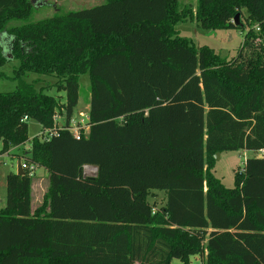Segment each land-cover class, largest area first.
Returning <instances> with one entry per match:
<instances>
[{
    "label": "trees",
    "instance_id": "obj_1",
    "mask_svg": "<svg viewBox=\"0 0 264 264\" xmlns=\"http://www.w3.org/2000/svg\"><path fill=\"white\" fill-rule=\"evenodd\" d=\"M196 1L208 30L242 29L232 20L246 8L258 33L245 41L262 43L232 61L196 49L178 36L192 17L178 0H104L12 30L29 0H0V39L19 62L15 89L0 92V155L28 141L29 120L51 129L59 110L68 124L79 76L90 80L87 134L76 140L65 124L26 153L48 171L43 204L32 210L26 174L6 176L0 264H189L203 251L205 264H264V158L247 159L234 188L212 173L216 153L264 150V0ZM28 73L61 78L64 103Z\"/></svg>",
    "mask_w": 264,
    "mask_h": 264
},
{
    "label": "rangeland",
    "instance_id": "obj_2",
    "mask_svg": "<svg viewBox=\"0 0 264 264\" xmlns=\"http://www.w3.org/2000/svg\"><path fill=\"white\" fill-rule=\"evenodd\" d=\"M104 0H29L30 9L26 19H12L6 24V29L12 30L22 25L35 24L40 21L48 20L56 16L66 15L70 11L87 9L96 5L102 4ZM179 9L192 10V17L179 23L176 26L178 36L184 38L193 45L196 49L202 46L211 48L215 54L225 61L236 60L239 52L244 49H250V45H258L262 43V37H248L245 41V36L249 33H258L256 25L248 19L249 14L246 8H241L239 12V21L242 24V29H216L208 30L201 27L195 20L196 0H178ZM234 19L232 20V22ZM234 24V23H233ZM235 25V24H234ZM5 31V30H4ZM1 43L4 51H7V36H1ZM7 53V52H6ZM245 53V52H244ZM18 60H10L0 67V92H10L16 87L14 70L18 67ZM23 80L29 83H34L36 87H42L44 93L53 97L58 105L65 101V93L58 91L56 84L61 81V78L55 76H45L33 73H28L23 77ZM90 101V80L87 74L79 76V100L75 107L72 116L77 121H85L89 112ZM56 122L65 123V114L62 111L56 110L54 114ZM73 119V120H74ZM82 124L79 123V126ZM46 130V129H45ZM44 130V131H45ZM42 127L37 121L29 120L27 128L28 141L22 146L11 147L3 155H0V209L5 207L6 202V176L10 172L17 170V163L24 158H27L31 140L41 135ZM260 152L255 151H238L222 153L220 158L215 160L213 175L220 180L226 188H234L235 173L243 169L245 161L249 158H259ZM261 155V154H260ZM264 155V154H262ZM264 157V156H263ZM96 168L91 166L84 167L85 176H95ZM31 179V206L32 210L40 207L45 199L48 188V171L42 167H37ZM148 202L154 207L161 205L164 201V196L161 193L150 192ZM154 201V202H153ZM205 243V242H204ZM206 252L190 257L189 264H205ZM172 264H182L178 260H174Z\"/></svg>",
    "mask_w": 264,
    "mask_h": 264
},
{
    "label": "built area",
    "instance_id": "obj_3",
    "mask_svg": "<svg viewBox=\"0 0 264 264\" xmlns=\"http://www.w3.org/2000/svg\"><path fill=\"white\" fill-rule=\"evenodd\" d=\"M52 119L54 123L53 127L51 129H46L45 131L43 130L41 133L42 139L44 140H49L51 137L58 135L59 130L62 129L63 126L66 124V122L63 125L60 122L57 123L55 115L53 116ZM73 119L74 118L71 117V119L69 120V123L66 124V127H64L63 129L68 130L69 133H71V135L76 140H80L82 135H86L88 132V129H89V126L87 124L88 116L85 118V121H81V122L77 121L76 119L74 120ZM26 120L27 118L23 117L22 121H26ZM79 123H81L82 125L79 126ZM19 162H20V166L24 174H26L29 178H32L38 166L34 163L29 162L27 158H24L23 160H20ZM153 211H155V209H153Z\"/></svg>",
    "mask_w": 264,
    "mask_h": 264
},
{
    "label": "water",
    "instance_id": "obj_4",
    "mask_svg": "<svg viewBox=\"0 0 264 264\" xmlns=\"http://www.w3.org/2000/svg\"><path fill=\"white\" fill-rule=\"evenodd\" d=\"M233 23H234L236 26H241V25H242V24L240 23V21H239V14L235 15ZM9 48H10V47L7 46V51H6L7 53L4 51V53L6 54V57H7V60H8V61L13 60V57H12V55L10 54V49H9ZM214 158H215V160H216V159L218 160V159L220 158V154H219V153H216V154L214 155ZM16 174L19 175V176H23V175H24V172L22 171L21 166H20V162L17 163Z\"/></svg>",
    "mask_w": 264,
    "mask_h": 264
},
{
    "label": "crops",
    "instance_id": "obj_5",
    "mask_svg": "<svg viewBox=\"0 0 264 264\" xmlns=\"http://www.w3.org/2000/svg\"><path fill=\"white\" fill-rule=\"evenodd\" d=\"M77 105H78V104H77ZM87 116H88V114H87ZM260 154H261V155H260ZM260 154L258 155V157H259V158H264V157H263L264 155H262V154H264V150H263V151H260ZM220 156H221V154H220ZM88 177H93V176H88ZM152 193H157V194H158V193H161V194H163V196H164V201H163V203H161V205H159V206L157 205V206H155V207H154L151 203H150V204H151L154 208H159V207L163 206V205L165 204V201H166L165 193H164V192H161V191H152ZM153 202H154V201H153Z\"/></svg>",
    "mask_w": 264,
    "mask_h": 264
}]
</instances>
